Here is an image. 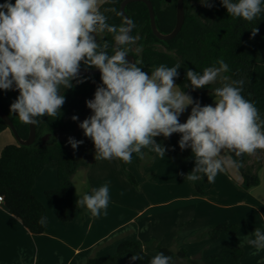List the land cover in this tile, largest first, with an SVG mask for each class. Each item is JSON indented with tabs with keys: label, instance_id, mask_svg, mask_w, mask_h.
<instances>
[{
	"label": "clouds",
	"instance_id": "1",
	"mask_svg": "<svg viewBox=\"0 0 264 264\" xmlns=\"http://www.w3.org/2000/svg\"><path fill=\"white\" fill-rule=\"evenodd\" d=\"M221 3L229 16L248 22L264 13V0ZM201 4L213 7L209 0ZM100 8L101 0H15L14 4L5 0L0 4V89L19 91L10 112L18 115L21 123L36 125L37 118L59 117L65 103L61 88L74 87L73 80L84 82L78 79L83 62L99 69L102 80L94 99L86 101L93 115L79 125L94 143L96 160L130 163L133 153L140 154L149 147L165 157V147L154 138L180 133L179 147L191 148L196 162L187 179L197 181L206 176L211 183L218 173L240 167L230 153L242 157L264 150V119L255 104L241 94L244 81H230L223 75L229 71L223 60L217 61L219 67H206L202 74L186 71L193 89L218 80L221 83L212 90L215 106H201L175 84L180 64H161L149 75L138 61L129 63L128 46L137 40L131 35L135 22L126 18L119 26L110 25L104 13L116 9L105 8L102 12ZM104 32L113 34L116 47L112 55L106 50L107 43L97 42L96 34ZM258 32L257 27L252 28V37ZM190 105V115L180 123L179 116ZM77 119L72 117L73 121ZM82 143L73 137L68 139L73 150ZM76 204L86 208L92 217H99L102 212L107 215L108 184L92 188ZM38 223L44 226L46 217ZM254 237L246 238V242L259 252L264 249V232L255 229ZM142 259L139 254L131 257L132 261ZM170 262L171 257L162 252L150 260V264Z\"/></svg>",
	"mask_w": 264,
	"mask_h": 264
},
{
	"label": "trees",
	"instance_id": "2",
	"mask_svg": "<svg viewBox=\"0 0 264 264\" xmlns=\"http://www.w3.org/2000/svg\"><path fill=\"white\" fill-rule=\"evenodd\" d=\"M122 0H105L100 10L115 8L116 12H105L110 25H121L123 18L119 13V4ZM151 2L154 13V22L160 34H169L176 21V0H148ZM200 0H183V24L177 34L169 40L157 38L151 31L148 10L143 2H131L125 5L124 13L136 24L131 35L137 37L136 43L128 47L131 51L134 63L149 75L161 64L173 67L180 64L179 76L175 78V84L182 91L190 95L201 106L211 105L215 84L206 85L200 89H193L190 81L186 79V71L191 69L200 74L206 67H219L217 61L223 60L229 67V71L223 73L231 80H243L241 94L245 99L253 102L259 111L261 119H264V13L248 22L242 18L229 16L227 9L221 0H209L212 19L205 23L199 18V14L191 6L192 2ZM264 7V3H262ZM257 27L259 32L255 37L251 35V29ZM98 42L107 43L106 49L109 55L113 51V34L104 32ZM139 48V51H137ZM94 68V67H92ZM81 63L80 69H92ZM83 80L77 83L73 80L74 87L61 88V94L65 96V103L61 108V115L57 118H37L39 123L35 125V139L30 145L23 146L17 142L5 146L0 152V198L7 212L15 217L32 235H40L44 232L46 223L41 226L38 221L46 217L44 206L33 196L31 189L35 178L47 167H54L57 175V187L44 193L48 202H59L73 190L72 175L78 170L79 165L75 161L73 149L57 137L63 133L68 118L81 113L86 101L94 99V93L98 86H102L101 74L78 76ZM188 85V87H185ZM16 98L18 90H10ZM7 90L0 89V106L11 121L17 136L21 140L28 137V125L20 122L18 115L10 112V101L6 97ZM9 130L8 126L0 119V131ZM10 131V130H9ZM48 135V139L42 143V138ZM178 140L180 133H173ZM74 138L78 141L76 135ZM181 150V148H180ZM233 158L240 162V167L235 168L240 177L239 188L247 191L259 185L258 171L261 165L247 166L248 154ZM190 157L188 148L181 150V169L191 173L189 169ZM121 167L127 181L136 187L134 177L127 170L128 163L120 160ZM195 189L201 192L197 184ZM81 196H76V202ZM73 203L59 208L56 217L60 222H69L75 217H82L83 211ZM238 230L237 225L228 224L225 221L218 222L203 230L192 233L187 241L194 242L204 239L215 240L220 234L234 235ZM148 251L163 253L171 257L170 264H242V250L240 248L226 246L218 253L202 257L200 253L192 257L187 256L183 248L176 245H161L154 240L146 243L138 241H125L120 243L113 255L107 258L90 257L81 264H150ZM139 254L142 260L132 261L131 257Z\"/></svg>",
	"mask_w": 264,
	"mask_h": 264
},
{
	"label": "crops",
	"instance_id": "3",
	"mask_svg": "<svg viewBox=\"0 0 264 264\" xmlns=\"http://www.w3.org/2000/svg\"><path fill=\"white\" fill-rule=\"evenodd\" d=\"M104 1L101 0V4ZM10 2L14 4L15 0ZM3 3L5 0H0V4ZM102 37L103 34H96L97 42ZM12 95L7 90L8 101ZM182 116H179L180 123ZM80 123L75 135L83 143L73 151L79 165L71 177L73 190L59 202L45 199L44 193L57 187L54 167L45 168L35 178L31 189L46 210L44 232L30 234L0 203V264H81L90 257H110L122 242L150 240L165 246L174 244L185 249L189 257L198 253L207 257L232 246L242 250V264H264V249L257 252L246 242V238H255V229L264 232V165L258 172L259 185L247 191L239 188L240 177L235 168L218 173L211 183L206 176L189 181L188 173L181 169L178 138L159 136L154 139L165 147V157H160L150 147L143 148L140 154L133 153L127 165L137 183L133 187L119 159H95L94 143L84 135ZM63 135L66 142L69 137ZM15 143L9 130L0 131V152ZM188 151L192 172L196 162L191 148ZM105 183L109 186L107 215L102 212L99 217H92L86 208L80 207L82 217L69 222L57 219L59 208L75 203L76 196L90 194L92 188ZM222 221L237 225V232L220 234L215 240L187 241L192 233ZM147 254L150 259L157 255L155 251Z\"/></svg>",
	"mask_w": 264,
	"mask_h": 264
},
{
	"label": "water",
	"instance_id": "4",
	"mask_svg": "<svg viewBox=\"0 0 264 264\" xmlns=\"http://www.w3.org/2000/svg\"><path fill=\"white\" fill-rule=\"evenodd\" d=\"M131 2H143L148 10V16H149V23H150V28L152 33L159 39L161 40H169L171 38H173L177 32L180 30L182 24H183V19H184V14H183V0H176V21H175V26L173 28V30L166 35L160 34L156 27H155V22H154V13H153V7L150 1L148 0H122L121 3L119 4V13L121 14L123 20L128 18L126 16V14L124 13V7L126 4L131 3ZM129 19V18H128ZM115 41L113 42V51H115ZM126 60L129 63H134V59L132 58V56L127 55L126 56ZM96 74H101L99 69L97 68H92V69H87V70H82L80 69L79 72V76H89V75H96ZM0 119L8 126L10 132L12 133L15 141L19 144V145H23V146H27L30 145L34 142L35 139V125H28V137L25 140H21L15 130L14 127L11 123V121L9 120V118L7 117V115L5 114V112L3 111V109L0 106ZM48 139V135H45L42 138V143H44L46 140Z\"/></svg>",
	"mask_w": 264,
	"mask_h": 264
},
{
	"label": "rangeland",
	"instance_id": "5",
	"mask_svg": "<svg viewBox=\"0 0 264 264\" xmlns=\"http://www.w3.org/2000/svg\"><path fill=\"white\" fill-rule=\"evenodd\" d=\"M201 2H203V0H200L199 2H192L191 6L193 7L194 11H196L199 14V18L201 19V21L205 22V23H210L211 19H212V15H211V8L205 7L201 4ZM217 87L221 86L220 81L218 80L216 83H214ZM16 100V96L12 95L11 96V101L10 103L12 104L14 101ZM211 105L214 107L215 106V101L213 99ZM192 106L190 105L188 108H191ZM186 109L183 113H182V123L186 122L188 116L191 113V110ZM91 115H93V112L91 109H89L87 107V105L84 106L83 110L81 113H78L77 116L78 119L76 121H73L72 118H68L66 121V127L64 129L63 133H58L57 137L59 139H63L65 134L68 137H73L75 136L76 133V129L78 124L81 122H83V120H85L87 117H90ZM247 166H251L253 169L259 165L262 166L264 165V150H256L255 154L253 155H248V160L246 162ZM260 168V169H261ZM260 171V170H259ZM258 171V172H259Z\"/></svg>",
	"mask_w": 264,
	"mask_h": 264
},
{
	"label": "built area",
	"instance_id": "6",
	"mask_svg": "<svg viewBox=\"0 0 264 264\" xmlns=\"http://www.w3.org/2000/svg\"><path fill=\"white\" fill-rule=\"evenodd\" d=\"M0 203H2V200H1V198H0Z\"/></svg>",
	"mask_w": 264,
	"mask_h": 264
}]
</instances>
